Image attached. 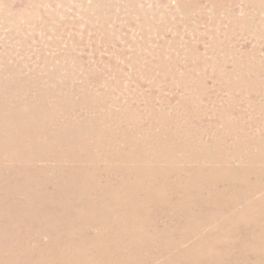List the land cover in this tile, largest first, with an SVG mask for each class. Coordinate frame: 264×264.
<instances>
[{
  "label": "bare ground",
  "instance_id": "1",
  "mask_svg": "<svg viewBox=\"0 0 264 264\" xmlns=\"http://www.w3.org/2000/svg\"><path fill=\"white\" fill-rule=\"evenodd\" d=\"M33 86L0 82V264H264V137L144 135Z\"/></svg>",
  "mask_w": 264,
  "mask_h": 264
},
{
  "label": "rangeland",
  "instance_id": "2",
  "mask_svg": "<svg viewBox=\"0 0 264 264\" xmlns=\"http://www.w3.org/2000/svg\"><path fill=\"white\" fill-rule=\"evenodd\" d=\"M8 79L80 88L95 98L90 117L132 113L144 135L165 119L209 142L228 120L234 147L241 134L264 137V0H0Z\"/></svg>",
  "mask_w": 264,
  "mask_h": 264
}]
</instances>
